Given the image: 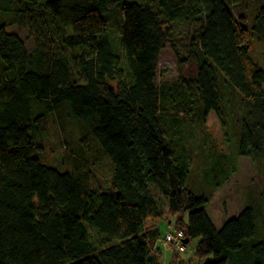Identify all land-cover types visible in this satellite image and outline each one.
<instances>
[{"label":"trees","instance_id":"16d2710c","mask_svg":"<svg viewBox=\"0 0 264 264\" xmlns=\"http://www.w3.org/2000/svg\"><path fill=\"white\" fill-rule=\"evenodd\" d=\"M260 42L264 0H0V264H162L177 231L198 264H264V187L220 226L207 211L239 158L264 174ZM166 44L186 71L159 80Z\"/></svg>","mask_w":264,"mask_h":264},{"label":"rangeland","instance_id":"374dc122","mask_svg":"<svg viewBox=\"0 0 264 264\" xmlns=\"http://www.w3.org/2000/svg\"><path fill=\"white\" fill-rule=\"evenodd\" d=\"M113 18L119 19V16L116 12H113ZM118 27V20L112 21L111 28L114 35H117ZM9 30L17 33V35L25 42L28 48L34 47L33 37L27 28L12 26L9 28ZM177 46L179 50L183 49L182 42L177 43ZM254 57L258 64L264 69L263 42L258 43L256 53L254 52ZM185 71L186 67L179 69L176 57L173 53V50L170 48V44H166L159 56V64L157 67L158 79L172 80L185 73ZM205 125L208 131L220 143L222 141V131L220 129L219 122L213 113H210L205 119ZM64 132L65 131L59 125L57 120L48 123L42 152L46 160H57V162H60L59 157L62 158L66 156V152H64V150L66 149L67 151L68 148L64 143ZM98 157H100L99 154L91 152V154L88 156V160L91 164V161L94 159L96 177L100 181H104L109 178L110 164ZM67 160L68 159L66 158V165L69 164ZM193 171H195V169H193ZM262 187H264V174L254 170L249 158H239L237 173H235L226 184L215 191L208 204L207 211L213 219L215 225L220 226L224 220L238 214L245 205V195L247 198L248 191L254 190V188L259 189ZM194 192L198 193L195 189ZM164 232L165 229L162 230L161 235H163ZM196 242L197 240L194 239L186 243V248H184L185 251L181 252L178 250L175 251L174 247L170 246V244L166 243L165 241L163 244L159 243L161 244L160 246L162 247L163 253L162 264H165V262H168L169 264L172 259H174L176 264H198L194 257V248Z\"/></svg>","mask_w":264,"mask_h":264},{"label":"built area","instance_id":"2783aa9c","mask_svg":"<svg viewBox=\"0 0 264 264\" xmlns=\"http://www.w3.org/2000/svg\"><path fill=\"white\" fill-rule=\"evenodd\" d=\"M165 242H167L168 244L175 245L176 247L180 248V250H184L185 248L182 231H177L175 233L166 234Z\"/></svg>","mask_w":264,"mask_h":264},{"label":"water","instance_id":"95a60500","mask_svg":"<svg viewBox=\"0 0 264 264\" xmlns=\"http://www.w3.org/2000/svg\"><path fill=\"white\" fill-rule=\"evenodd\" d=\"M184 242H187V240L185 239Z\"/></svg>","mask_w":264,"mask_h":264},{"label":"crops","instance_id":"0c3cea01","mask_svg":"<svg viewBox=\"0 0 264 264\" xmlns=\"http://www.w3.org/2000/svg\"><path fill=\"white\" fill-rule=\"evenodd\" d=\"M176 264V263H175Z\"/></svg>","mask_w":264,"mask_h":264}]
</instances>
